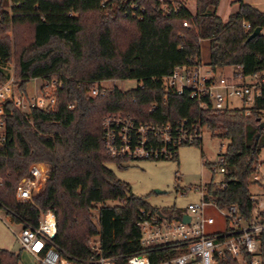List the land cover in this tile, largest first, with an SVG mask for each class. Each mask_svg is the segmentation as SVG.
Here are the masks:
<instances>
[{
    "label": "trees",
    "instance_id": "1",
    "mask_svg": "<svg viewBox=\"0 0 264 264\" xmlns=\"http://www.w3.org/2000/svg\"><path fill=\"white\" fill-rule=\"evenodd\" d=\"M220 4L221 0H196L192 13L189 0H109L104 5L103 0H0V85L10 79L4 68L15 53L20 94L27 95L32 79L61 82L63 87L57 91L54 111L26 112L13 101L3 104L1 208L9 210L16 223L32 226L38 224L40 209L54 212L58 226L54 243L63 257L77 262L96 254V238L102 256L116 259V264L141 254L157 264L176 254L172 249L143 247L136 222L141 210L154 208L108 167L114 163L122 168L126 163L107 154L103 138L104 118L121 114L148 125L197 123L208 126L213 137L229 140L226 188L211 183L207 192L219 207L236 205L250 219L256 203L249 185L264 149V133L259 130L264 84L250 109L215 111L208 98L204 100L209 107L202 109L188 93H166L160 81L176 67L202 60L205 41L214 73L235 67L244 77L264 79L263 31L251 38L257 28L264 30V13L240 1L238 13L224 22L217 13ZM185 22L189 27L183 26ZM10 31L14 46L6 35ZM119 80L139 81L141 86L126 92L102 90L95 98L88 95L91 86ZM155 104L158 107L151 112ZM196 145L201 148L203 142ZM180 147L170 160H179ZM35 163L47 164L49 171L34 206L17 202L16 187ZM165 212L175 215L180 210ZM20 263L18 254L0 249V264ZM226 264L237 263L230 259Z\"/></svg>",
    "mask_w": 264,
    "mask_h": 264
},
{
    "label": "built area",
    "instance_id": "2",
    "mask_svg": "<svg viewBox=\"0 0 264 264\" xmlns=\"http://www.w3.org/2000/svg\"><path fill=\"white\" fill-rule=\"evenodd\" d=\"M109 0H103V5ZM161 2H175V0H160ZM134 10L137 8L135 5ZM166 10V8H165ZM168 11V10H167ZM178 10L175 9V12ZM144 13V10L141 11ZM137 16L136 13L133 14ZM189 27L188 22L183 24ZM249 29L248 24H244ZM204 65L199 59H193L187 65L178 66L170 76L162 78L161 84L166 93L183 95L188 93L191 98L200 103L202 109H207L209 99L215 111H224L229 108L230 98L242 99L245 108H250L251 102L262 93L264 79L258 76L244 77L242 71L234 75L238 83L223 82L217 84L212 81L210 73L203 74ZM249 78L251 82H247ZM18 81L15 74L4 85H0V117L3 116V104L13 101L15 106L23 111L30 112L33 108L45 112L54 111L57 104V91L62 87L61 82L51 81L44 83L40 89V95L28 97V95L15 94V86ZM101 84H97L99 86ZM100 88V87H99ZM226 90L221 95L215 91ZM101 94L100 89L94 90L91 97ZM252 104V105H253ZM157 104L151 109L154 112ZM252 107V106H251ZM70 108H74L73 105ZM264 121V112L262 114ZM103 138L107 154L114 160L136 161L139 159L170 160L176 155L175 149L179 146L196 145L204 140V132L209 131L208 126L199 124L189 125L188 121L177 124L148 125L138 123L130 116L110 115L103 121ZM264 133V130H263ZM226 158L222 154L217 162H206L204 167L210 173V181L204 187L197 188L201 196L199 203H192L187 210L179 214H171L163 210L143 209L138 215L136 224L141 230V243L146 249L176 250V254L160 260L157 264H226L231 259L237 264H264L262 252V240L264 236V199L260 200L251 195V201L256 203V208L250 219L244 218L236 205L221 208L209 198L207 186L211 183L225 189L224 179L228 173L225 167ZM254 175L255 181H261L258 172ZM49 169L45 164L35 163L28 170V176L23 178L16 187L17 202L30 203L35 206V200L40 195L47 182ZM0 185L2 182L0 181ZM185 195V193H182ZM215 208L226 221L227 226L223 232H208L206 210ZM9 214V223L21 227L16 234L22 251L27 252L38 264H116V259L105 258L100 251L99 243L93 241L95 250L86 262H77L62 256L60 248L54 243L58 226L57 219L52 211L40 209L38 224L32 226L28 223H16L9 210L1 208ZM190 217V223L183 222V217ZM15 233V231L13 230ZM126 264H153L146 254L134 255L127 258Z\"/></svg>",
    "mask_w": 264,
    "mask_h": 264
},
{
    "label": "rangeland",
    "instance_id": "3",
    "mask_svg": "<svg viewBox=\"0 0 264 264\" xmlns=\"http://www.w3.org/2000/svg\"><path fill=\"white\" fill-rule=\"evenodd\" d=\"M249 5L254 7L260 12L264 13V0H246ZM189 9L192 13L196 12V0H189ZM237 9V6H234ZM232 15V14H231ZM264 34V30H263ZM12 39L14 46V36L10 31L6 34ZM203 57L202 65L203 74L210 73L209 76L214 78L217 84L225 82L237 83L234 80V75L239 72L235 67H227L220 70L218 73H214L208 65L210 48L208 43H203ZM14 51V49H13ZM16 55L14 53L11 62L5 66L4 71L9 75L10 79L15 74ZM9 79V80H10ZM259 81L262 80V76L259 75ZM247 82H251L249 78ZM44 82L41 79H32L27 85L28 97L34 95H40V89ZM6 84V83H5ZM238 84V83H237ZM4 85V84H3ZM140 85L139 81L134 80H119L115 82L103 81L101 85L91 86L88 95L91 96L94 90L100 92L109 91L113 88H118L124 92L130 90H136ZM100 87V88H99ZM15 94L20 95L17 85L14 90ZM221 95L226 94V90L215 91ZM229 108L231 110H241L244 108L245 103L242 99L232 97L230 98ZM253 102L249 105L251 108ZM247 108V107H246ZM247 108V109H250ZM205 133L202 147L197 145H185L180 147L179 160H151V159H139V161H130L125 159L126 163L120 168L117 164L110 163L108 167L116 173L117 178L120 181H124L131 186L133 194L138 198L142 197L146 203L156 210L166 211L167 209L187 210L192 203H199L201 196L199 190L201 186L204 187L210 181V173L204 167V162H217L222 154H226V149L229 145V140L213 137L209 131L203 130ZM259 157V172L258 175L261 181H255L253 176L250 180V193L255 195L258 199H264V149L261 150ZM120 160V161H121ZM45 164V163H41ZM34 165V164H32ZM30 165V167L32 166ZM48 169L49 166L45 164ZM29 167V168H30ZM161 190L164 194H156V191ZM185 193V195H182ZM109 205H116L117 203L109 202ZM94 222H97L99 210L94 212ZM206 220L208 222V232H223L226 229L227 223L224 221L220 213L213 207L206 210ZM9 214L5 210H0V249H6L10 252L16 253L20 256V264H38L32 256L27 252L22 251L21 245L18 243L16 234L21 231L20 226L9 223ZM15 231V233L13 232ZM95 240H98L97 238Z\"/></svg>",
    "mask_w": 264,
    "mask_h": 264
},
{
    "label": "crops",
    "instance_id": "4",
    "mask_svg": "<svg viewBox=\"0 0 264 264\" xmlns=\"http://www.w3.org/2000/svg\"><path fill=\"white\" fill-rule=\"evenodd\" d=\"M240 1H242L244 4L249 3L246 0H221V4L217 9L218 16L221 19H223L224 22H228L230 17H231V14L233 15V14L238 13ZM234 6H237V9H234ZM205 43H208V42L205 41ZM238 70L240 72V69H238ZM204 163H206V162H204Z\"/></svg>",
    "mask_w": 264,
    "mask_h": 264
},
{
    "label": "water",
    "instance_id": "5",
    "mask_svg": "<svg viewBox=\"0 0 264 264\" xmlns=\"http://www.w3.org/2000/svg\"><path fill=\"white\" fill-rule=\"evenodd\" d=\"M262 31H263V29H261V28H257V30L252 34L251 38H255V37H257V35H259L260 33H262ZM259 130H264V121L260 122V124H259ZM260 135H261V134H259V135L257 136V139L260 138ZM157 193H158V194H164L165 192H163V191L157 189L156 194H157ZM183 222H185V223H190V217H188V216H184V217H183Z\"/></svg>",
    "mask_w": 264,
    "mask_h": 264
}]
</instances>
